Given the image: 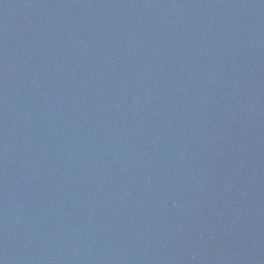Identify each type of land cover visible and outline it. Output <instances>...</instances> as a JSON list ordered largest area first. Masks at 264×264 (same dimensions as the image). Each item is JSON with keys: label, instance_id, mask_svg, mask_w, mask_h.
<instances>
[{"label": "water", "instance_id": "95a60500", "mask_svg": "<svg viewBox=\"0 0 264 264\" xmlns=\"http://www.w3.org/2000/svg\"><path fill=\"white\" fill-rule=\"evenodd\" d=\"M220 1L0 0V264H264V0Z\"/></svg>", "mask_w": 264, "mask_h": 264}]
</instances>
